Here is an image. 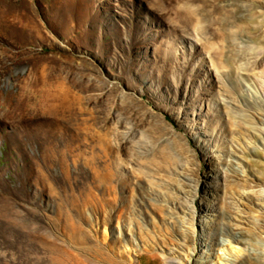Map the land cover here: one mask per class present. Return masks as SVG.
<instances>
[{
	"label": "rangeland",
	"instance_id": "rangeland-1",
	"mask_svg": "<svg viewBox=\"0 0 264 264\" xmlns=\"http://www.w3.org/2000/svg\"><path fill=\"white\" fill-rule=\"evenodd\" d=\"M264 264V0H0V264Z\"/></svg>",
	"mask_w": 264,
	"mask_h": 264
},
{
	"label": "bare ground",
	"instance_id": "bare-ground-1",
	"mask_svg": "<svg viewBox=\"0 0 264 264\" xmlns=\"http://www.w3.org/2000/svg\"><path fill=\"white\" fill-rule=\"evenodd\" d=\"M168 264H173V263H176L175 259H172V258H168Z\"/></svg>",
	"mask_w": 264,
	"mask_h": 264
}]
</instances>
